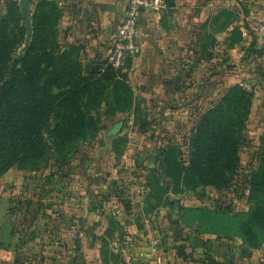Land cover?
I'll use <instances>...</instances> for the list:
<instances>
[{"label": "rangeland", "instance_id": "1", "mask_svg": "<svg viewBox=\"0 0 264 264\" xmlns=\"http://www.w3.org/2000/svg\"><path fill=\"white\" fill-rule=\"evenodd\" d=\"M17 1L18 10L15 9L16 0H0V19L4 15L7 17V47L20 39L16 49L10 48L9 58L4 62L6 66L0 67L3 79L9 78L14 62L24 52L27 38L26 21L16 14L28 17L34 6L32 0ZM18 27L22 28V34ZM58 38L57 35L59 43ZM194 64H197L195 59L185 64L184 71L192 72ZM125 68L126 64L119 68L113 83H120L117 87L120 95L126 93L120 88H130V107L123 112L111 111L113 106L108 105L112 98L106 95L112 90L109 87L101 98L103 102L92 110L96 131L86 140L70 144L64 164L57 160L58 156L48 144V158L41 153L46 149L40 148L38 160L32 161L38 168L31 169L32 163L26 162L24 165L30 169H21V164L15 160L4 172L0 182L11 202L14 229L22 224L21 232L28 239H39L43 246L53 229L61 231L58 227H63V219L67 217L65 206H71V212L79 210L74 205H79L78 201L83 199L85 192L92 203L124 206L135 201L134 193L138 187L145 190L146 186H151L153 191L154 185H160L162 181L171 189L169 206H175V196H178V203L181 202L182 206L195 207L192 210L185 207V214L187 211L203 219L202 223L210 217L212 234L222 236L219 241L228 250L227 254L232 255L225 264H264V124L255 126L260 118L264 120V111L259 108L264 97L254 94L253 83L256 82L248 78L242 84L234 85L229 76L228 86H232L215 99L211 94L224 81L219 77L211 81L210 60L196 69L194 67V80L182 81L184 93L177 98L172 96L159 101L149 96H135L127 80L121 78ZM234 87L252 93L250 109L245 110L246 97H233L232 103L223 109L225 111H217L211 118V109L220 104L224 95ZM22 92L20 88L19 94ZM21 98L17 96L15 100L22 106L26 104V97L23 103ZM105 98L109 100L105 102ZM206 118L210 122H204ZM214 121L219 126L211 129ZM118 124L120 126L115 127ZM229 130L233 131L236 142L235 157L233 154L228 157V152L224 157V150L219 153L216 146L211 160V137L223 140ZM41 136L46 137V134ZM114 136L117 138L112 140ZM111 152L119 155L115 158ZM167 157L171 158L168 160ZM175 162L184 169L185 175L187 169L194 171L192 176L187 174V185L177 193L173 191L171 178L164 172L169 167L173 173L177 168ZM32 201L36 203L34 208Z\"/></svg>", "mask_w": 264, "mask_h": 264}, {"label": "crops", "instance_id": "2", "mask_svg": "<svg viewBox=\"0 0 264 264\" xmlns=\"http://www.w3.org/2000/svg\"><path fill=\"white\" fill-rule=\"evenodd\" d=\"M32 1L34 13L36 0ZM47 1L56 6L59 44L64 50L78 51L83 67L100 74L125 18L127 0ZM260 27H264V0H165L162 10L140 17L139 50L124 70L127 84L135 96L159 101L177 98L184 93L182 81L195 79L194 67L211 60V81L218 77L224 81L211 94L215 99L232 86L229 80L239 85L248 78L256 82L254 94L264 97ZM194 59L193 71L185 72L184 65ZM98 65L100 70H93ZM262 101L260 111H264ZM263 121L260 118L255 126ZM166 188L170 186L162 181L153 191L151 186L138 187L135 201L117 207L92 203L85 192L79 205H74L79 210L71 212V206H65L61 231L53 229L47 244L41 246L39 239H28L21 232L22 224L14 229L11 202L0 183V264H118L122 254L135 264H225L232 255L219 241L222 236L212 234L210 217L202 223L203 219L187 211L186 215L178 196L175 206H169L171 189Z\"/></svg>", "mask_w": 264, "mask_h": 264}, {"label": "trees", "instance_id": "3", "mask_svg": "<svg viewBox=\"0 0 264 264\" xmlns=\"http://www.w3.org/2000/svg\"><path fill=\"white\" fill-rule=\"evenodd\" d=\"M18 8L20 7L16 0L15 9ZM16 17L26 21L27 38L23 45L24 52L14 62L9 78L3 79L0 74V180L15 160L21 164V169L29 170L24 163L29 162L33 165L32 161H37L40 156L38 155L40 148L46 149L41 153L47 159L49 156L47 151H50L48 144H51L53 153L58 156L57 160L64 164L70 152V144L84 141L96 131L97 123L92 110L103 102L101 98L109 87H112V90L106 95L112 98L108 105L113 106L111 111L123 112L131 103L130 88H120L126 92L120 95L117 88L120 83H113L121 68L103 66V71L95 75L80 65L78 51L73 48L64 50L56 41L58 14L53 2L36 0L34 13H28V17L18 13ZM6 30L7 17L4 15L0 19V67L3 68L6 66L4 62L9 58L10 48L16 49L20 40L8 48L6 44L9 37ZM22 31L20 27L19 33L22 34ZM126 62L128 67V60ZM121 78L126 79V74H121ZM20 88L23 92L19 94ZM251 95L252 93H246L240 87L231 88L221 103L211 109V118L217 111H225L223 109L226 104L232 103L233 97H246L245 110L248 111ZM17 96H22V103L26 97V104L19 105L18 100H15ZM109 98H105V102ZM8 99L15 101L8 102L6 101ZM206 119L203 121L210 122L209 118ZM217 126L219 125H216V122H211V129ZM43 133L46 137L41 136ZM232 133V130L227 131L224 138L222 133L223 140L219 141L216 137H211V160L216 146L219 149L217 152L224 150V157L226 152L228 157L232 154L235 157L237 149ZM7 154L12 156L6 157ZM231 159L234 160L232 157ZM175 165L177 168L173 173L169 167L165 168L164 172L171 178L173 191L177 193L181 191L180 188L187 185V174L192 176L194 171L187 169L185 175L184 169L176 162ZM36 168L38 167L33 165L31 169Z\"/></svg>", "mask_w": 264, "mask_h": 264}, {"label": "built area", "instance_id": "4", "mask_svg": "<svg viewBox=\"0 0 264 264\" xmlns=\"http://www.w3.org/2000/svg\"><path fill=\"white\" fill-rule=\"evenodd\" d=\"M165 7V0H127L125 18L114 36L111 46L106 52L102 66L119 69L138 50L139 21L143 13H154ZM264 32V27H260ZM118 264H135L126 254L121 255Z\"/></svg>", "mask_w": 264, "mask_h": 264}, {"label": "water", "instance_id": "5", "mask_svg": "<svg viewBox=\"0 0 264 264\" xmlns=\"http://www.w3.org/2000/svg\"><path fill=\"white\" fill-rule=\"evenodd\" d=\"M100 68H101V66L98 65V66L94 67L93 70H100Z\"/></svg>", "mask_w": 264, "mask_h": 264}]
</instances>
